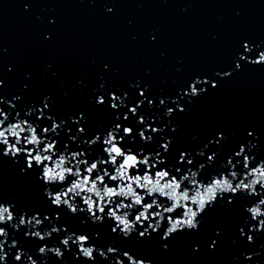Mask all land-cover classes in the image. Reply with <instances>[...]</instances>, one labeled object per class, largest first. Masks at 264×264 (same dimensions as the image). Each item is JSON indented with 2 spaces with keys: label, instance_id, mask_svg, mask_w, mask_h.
<instances>
[{
  "label": "water",
  "instance_id": "95a60500",
  "mask_svg": "<svg viewBox=\"0 0 264 264\" xmlns=\"http://www.w3.org/2000/svg\"><path fill=\"white\" fill-rule=\"evenodd\" d=\"M245 43L253 46L251 59L264 50V0H0V96L4 101L0 108L13 116L20 112L21 119L41 127H51L48 116L57 123L65 121L59 135L50 138L58 141L60 150L67 144L69 151L93 156L102 152V143L90 146L83 141L106 134L115 119L108 105L96 104V97L127 92L131 99L125 102L132 106L142 99L139 90L143 89L156 107L149 108L145 101L140 112H147L148 123L164 131L160 136L148 131L154 142L147 145L138 135L131 142L125 137V143L137 152L143 148L144 154L160 152L165 165L159 167L167 165L173 174L175 167L182 173L190 167L204 179L226 165L242 144L256 162L264 159V64L240 61L242 67L235 68ZM223 72L232 74L216 75ZM195 78L215 80L217 87L203 84L206 91L200 95L181 96ZM46 97L50 108L43 119H37ZM177 97L185 111L177 109L166 116V107L176 108L171 101ZM160 99L166 105H160ZM9 102L16 105L14 110ZM30 108L36 111L26 116ZM81 114L84 119L73 124ZM137 119L123 123L138 132L144 126ZM78 127L86 132L78 133ZM165 138L171 141L169 152L159 146ZM218 139V144L210 143ZM182 152L188 153L193 165L180 164ZM213 152L215 159L209 162ZM22 164L21 158L0 156V198L17 209L47 210L39 169L25 176L20 172ZM252 199L242 196L239 204L227 207L218 202L201 215L197 230L181 231L167 241L161 239L163 229L147 240L117 238L108 227L111 221L97 225L85 217L82 222L67 210L58 223L70 230L99 232L94 240L97 247L118 246L151 264H264V231L251 233L253 242L239 235V228L248 234L256 223L244 212ZM23 232L22 227L17 233L22 242ZM214 239L217 243L211 248ZM40 243L35 238L24 242L38 264H90L76 259L75 245L57 258L52 253L41 255ZM48 245L53 246L51 240ZM14 253L15 249L10 259ZM96 264L107 262L97 255Z\"/></svg>",
  "mask_w": 264,
  "mask_h": 264
},
{
  "label": "snow or ice",
  "instance_id": "6c2138e0",
  "mask_svg": "<svg viewBox=\"0 0 264 264\" xmlns=\"http://www.w3.org/2000/svg\"><path fill=\"white\" fill-rule=\"evenodd\" d=\"M252 51V45H243V51L237 54L236 69L242 67L240 61L253 65L264 64V59L257 62V57L264 53V50L258 51L255 59H251ZM231 74V72H223L216 75L228 77ZM208 83L213 88L217 87L215 80L195 78L181 92V96L196 97L206 91L201 85ZM139 97L142 99L136 100L132 106L125 102L126 99H131L127 92L123 95L110 92L96 97V104L101 107L108 105L115 114V119L106 134L101 136L97 133L90 140L83 141L90 146L102 143V152L97 151L93 156H89L86 151H69L67 144L63 150H60L58 141L50 138L53 135H59V129L65 121L61 120L57 123L55 117L48 116L47 120L51 121V127H41L33 120L21 119L20 112H15L13 116L0 108V156L21 158L23 160L20 168L22 175L35 174L39 169L38 179L44 185L42 190L47 207V210L17 209L16 204L5 203L0 198V264H38V260L33 258L24 247V242H30L33 238L41 242L38 252L43 256L52 253L55 257L62 258L65 251H72V246L75 245L76 259L83 258L90 264H96L97 255L107 264H148L147 260L137 258L134 253L123 250L121 247L107 246L106 250L104 247H97L94 240L99 238V232L93 234L84 229L70 230L66 225L59 224L65 210L72 216L80 218L82 222L85 217L97 225H104L106 221H111L108 227L117 238L128 239L135 236L140 240H147L153 233L159 235L160 230L163 229L161 239L167 241L181 231L197 230L201 223V215L212 205L224 202V207L235 206L239 204V198L243 196L253 198L250 200L251 206L244 207V212L250 214L251 220L256 223L248 228V234L245 233L244 227L239 228L240 237L246 236L248 242H253L255 238L251 233L264 231V214L253 218L252 212L249 211L254 205L264 211V179H259L264 177V159L256 162V158L250 155L242 144L215 175L199 179L200 171H194L190 167L183 173L180 167H175V174H173L169 166L159 167V165H165L160 152L150 151L144 154L143 148L137 152L125 143V137H128L131 142L138 135L147 145L149 142H154L153 136L146 134L148 131L157 136L164 131L148 123L150 118L147 112H140L145 101L149 108L156 107L155 101L148 99L143 89L139 90ZM3 102V97L0 96V103ZM171 102L176 105V108L166 107L164 113L166 116L174 115L177 109L180 112L185 111L179 97L172 99ZM159 104L166 105V100L160 99ZM9 105L13 110L16 108V105L11 102ZM49 108L50 104L46 97L43 107L38 110L37 119H43L45 109ZM35 111L30 108L25 115L31 116ZM128 113H131L132 117H138L137 124L144 126L138 132L136 128L123 123L132 118ZM121 114L123 120H121ZM83 119L81 114L73 120V124H79ZM18 121L20 123H17ZM10 124L15 125V129H9ZM77 132L83 134L86 129L78 127ZM218 135L220 139H223L222 134ZM248 135L252 133L249 132ZM33 136L36 138L32 139ZM70 139L75 141L76 137L72 136ZM210 143L218 144L219 139ZM170 145L171 141L165 138L159 146L164 152H169ZM198 154L204 155L203 151ZM215 156L216 153L213 152L207 157L208 161L212 162ZM187 157L188 153L182 152L180 164L186 161L187 165H193V159ZM254 162L255 166H253ZM46 167L49 169L48 173L44 171ZM204 167V164L199 165L200 170ZM60 172H63V175H59ZM156 183L163 186L162 189L150 191ZM217 185L219 187L213 197L204 201L202 209L198 203L189 199L197 190L206 193L209 187L216 188ZM173 190L180 199L172 198ZM225 197H227L226 200ZM234 197L237 199L234 200ZM188 207H191L195 213L191 221L184 214ZM248 222L245 218V226ZM189 223L194 226L189 227ZM172 225L176 227L169 231ZM22 227L24 242L17 235ZM9 228L13 231L10 232ZM216 235L219 236L220 233L217 232ZM49 240L53 243L52 247L48 245ZM216 243L214 239L210 247L215 248ZM164 247L167 248V244ZM13 249L15 253L10 259Z\"/></svg>",
  "mask_w": 264,
  "mask_h": 264
},
{
  "label": "clouds",
  "instance_id": "9594fccd",
  "mask_svg": "<svg viewBox=\"0 0 264 264\" xmlns=\"http://www.w3.org/2000/svg\"><path fill=\"white\" fill-rule=\"evenodd\" d=\"M109 11H111V10H109ZM247 44L248 43H245L246 46H247ZM246 50H247V48H246ZM240 55H243V54H240ZM261 59H264V53H261L260 56L257 57V62H259ZM17 123H20V121H18ZM9 129H15V125L10 124L9 125ZM13 134H15V133L13 132ZM35 138H36L35 136L32 137V139H35ZM5 155H7V153H5ZM44 171H45V173H48L49 169L46 167ZM52 171L53 172L55 171V167L52 169ZM59 175H63V172H60ZM259 179H264V177H260ZM145 186H147V185H145ZM162 187L163 186H160L158 183H156V184H153V186L150 188V191L161 190ZM218 187H219L218 185L216 186V188L209 187L206 193H201L199 190H197L196 193L192 197H190L189 199H191L195 203H198L200 205L201 209H202L203 206H204V201L210 200L213 197V195H214V193H215V191H216V189ZM122 191H123V189H122ZM171 196H172L173 199H180V197H178L176 195L175 190H173L171 192ZM249 211L252 212L253 218H255L259 214H264V211L259 209L256 205H254L252 209H249ZM184 214H185L186 217L189 218V221H191L192 218L195 215V213L193 212V209L191 207L186 208V211H185ZM188 226L189 227H193L194 225L189 223ZM175 227H176V225H172V227L169 228V231H172L173 228H175ZM148 264H151V262L148 261Z\"/></svg>",
  "mask_w": 264,
  "mask_h": 264
}]
</instances>
